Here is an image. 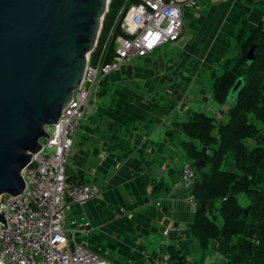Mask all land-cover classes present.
<instances>
[{
	"label": "crops",
	"instance_id": "obj_1",
	"mask_svg": "<svg viewBox=\"0 0 264 264\" xmlns=\"http://www.w3.org/2000/svg\"><path fill=\"white\" fill-rule=\"evenodd\" d=\"M186 15L197 21V26L203 25L201 33L197 30L198 39H186ZM245 17L253 26L264 22V0H198L186 7L181 38L160 45L147 56L134 57L130 64L109 74L99 101L85 115L66 169L69 181L82 177L100 193L73 204L66 225L75 229L78 242L112 264H159L170 246L188 252L187 264H225L215 249L216 242L203 249L189 230L194 209L182 176L185 167L191 168L188 162L181 166L186 154L183 142L188 140L182 123L194 111H206L203 109L211 102L218 118L224 109L228 111V104L215 100L213 92L208 94L204 78L217 62L236 52L238 27ZM203 18L208 19L203 22ZM157 62L169 69L155 72L151 66ZM201 62L210 70L203 66L201 71L192 69ZM175 64L181 68L172 69ZM150 78L156 79L154 85ZM160 82L170 84L167 100L158 94L162 86L156 87V83ZM122 208L126 213L117 215ZM82 215L89 225L84 224Z\"/></svg>",
	"mask_w": 264,
	"mask_h": 264
},
{
	"label": "built area",
	"instance_id": "obj_2",
	"mask_svg": "<svg viewBox=\"0 0 264 264\" xmlns=\"http://www.w3.org/2000/svg\"><path fill=\"white\" fill-rule=\"evenodd\" d=\"M196 4L197 0L124 3L98 60L92 63L90 53L80 86L59 120L51 126L52 130H48L49 138L42 140L41 150L32 153L33 168L22 169L23 192L0 197V212L7 221V228L0 222V264H112L78 242L74 228H67L66 217L72 205L98 197L100 189L82 178L69 181L66 162L85 115L99 101L106 77L130 64L134 57L147 56L162 44L177 42L183 34L184 9ZM117 27L123 33L114 38L113 48L108 50ZM106 57H109L107 61ZM182 176L191 191L199 174L187 166ZM189 201L195 210L192 193ZM117 213L122 215L126 211L122 208ZM81 219L89 225L85 215ZM75 224L73 220L71 225ZM169 262L170 254L165 253L159 264Z\"/></svg>",
	"mask_w": 264,
	"mask_h": 264
},
{
	"label": "trees",
	"instance_id": "obj_3",
	"mask_svg": "<svg viewBox=\"0 0 264 264\" xmlns=\"http://www.w3.org/2000/svg\"><path fill=\"white\" fill-rule=\"evenodd\" d=\"M126 1L110 0L97 46L91 52L92 63L98 60ZM122 33L117 27L112 39ZM236 39L243 55L232 67L224 66L221 75H214L213 86L214 99L224 104L237 78L244 76L236 104L229 109L230 120L220 123L206 111H194L182 123L188 158L197 167L200 160L207 163L199 167V178L191 190L196 207L189 230L203 249L216 242L215 249L226 259L225 264H264V131L249 116L253 113L264 122V22L253 26L243 18ZM252 43H258V49L255 60L248 64L246 53ZM112 48L113 41L108 44V50ZM129 74L132 76L131 71ZM228 154L233 156L236 171L222 168ZM169 253L173 263H188L187 251L170 246Z\"/></svg>",
	"mask_w": 264,
	"mask_h": 264
},
{
	"label": "water",
	"instance_id": "obj_4",
	"mask_svg": "<svg viewBox=\"0 0 264 264\" xmlns=\"http://www.w3.org/2000/svg\"><path fill=\"white\" fill-rule=\"evenodd\" d=\"M110 0H0V197L25 188L21 171L80 86ZM252 43L248 64L256 58ZM244 86L238 77L227 101ZM204 160L198 167H206ZM247 214V211H246ZM0 222L6 216L0 212Z\"/></svg>",
	"mask_w": 264,
	"mask_h": 264
},
{
	"label": "rangeland",
	"instance_id": "obj_5",
	"mask_svg": "<svg viewBox=\"0 0 264 264\" xmlns=\"http://www.w3.org/2000/svg\"><path fill=\"white\" fill-rule=\"evenodd\" d=\"M197 2H198V0H197ZM190 11V10H189ZM194 11V10H193ZM192 11V12H193ZM190 19V22L188 21ZM191 19L192 18H190V17H188L187 15H186V19H185V28H184V32H185V37H186V39H188L189 37H191V38H197L198 39V36H199V34L197 35V30H199L200 31V33L202 32V28H203V25H200V26H197L198 25V23H197V21H196V23H194V20H192L191 21ZM205 19H208V18H205ZM204 18L203 19H201V21H203V22H205L206 20H205ZM191 25L195 28L194 30H191ZM99 37H100V35H99ZM113 41V43H114V39H110L109 40V43L110 42H112ZM97 43H98V41H97ZM235 46L236 47H234V49H236V52H234L232 55H231V53L227 56V58L225 59V60H223L222 62H220V64H219V62H217V64H215V66H213V69H212V73L209 75V76H207L206 78H204V88L208 91V94H212V92H213V86H214V83H215V77H214V75L216 74V75H221L224 71H225V68L226 67H232V62H236V61H238L241 57H242V55H243V49H242V46H241V44L236 40L235 41ZM232 49H233V47H232ZM231 49V50H232ZM197 59H195V61H196ZM229 60H230V62H229ZM135 64V63H134ZM133 64V65H134ZM160 63L159 62H157V65H154V66H151V67H153L152 69L156 72V71H158V72H160V71H163V72H165V71H167L169 68H164V64H162V65H159ZM204 62L202 63H197V64H195L194 66H192V69L193 68H195V67H197V69H200V71H201V68H202V66L204 67V69L205 70H210V67H209V65L208 64H204ZM133 65H131V69H132V72H133ZM224 66H225V68H224ZM181 68V66L180 67H177V64H175V67H173L172 69H176V70H179ZM245 70H247V69H245ZM127 73L129 74L130 73V71L128 70L127 71ZM133 75V74H132ZM128 76H130V74L128 75ZM153 76V75H152ZM154 77V76H153ZM130 79H131V77H130ZM171 79V78H170ZM179 78H176V79H171V80H177V81H180V80H178ZM150 80V82H151V85H154L153 83H154V81L156 80V79H154V78H150L149 79ZM113 83V82H112ZM163 82H160V83H156V87L157 86H162V87H160V88H158V94H164L165 95V100H167V98H168V96L171 94V91L169 90V89H171V87H170V84L168 83V85H163L162 84ZM144 84V83H143ZM137 85H140V83H138ZM169 88V89H168ZM101 91H102V88H100V92H99V96H100V94H101ZM154 91V90H153ZM152 91V92H153ZM158 94H154V97H158ZM153 97L151 96V97H149L148 99H152ZM153 101H155V100H153ZM218 105H220L219 103H217ZM225 104H228L229 105V109L232 107V106H234L235 104H236V100H234L232 103H230V102H226ZM210 105H215V103L214 102H211L210 104H208L207 105V107H205V109H203V110H206L208 113H210L211 115H213V116H215V117H217L216 116V109H214V110H212L210 107ZM229 109H228V111L227 110H225L224 109V113H223V116H222V118H218L217 117V119H218V122H228L229 120H230V113H229ZM199 110H201V109H199ZM249 116H250V120H251V122H255L259 127H261V128H263V131H264V122L263 121H261V120H257L256 118H255V114H253V113H250L249 114ZM48 130H52V127L51 126H49L48 127ZM216 132V131H215ZM43 140V142L45 141L44 139H42ZM74 140H75V138H74ZM199 144V147L200 148H202V145L200 144V143H198ZM250 144L252 145V146H254L255 145V142L254 141H251L250 140ZM210 151H212V147H210ZM184 157V158H183ZM183 157L181 158L182 160H181V166L183 167L184 165H186L187 164V162L190 164V166H191V168H193L196 172H199L200 171V169H199V167H197L196 165H193L192 163V160L190 159V158H188V156L186 155V154H184L183 155ZM222 168L223 169H228V170H230V171H236L237 170V167H236V164H235V162H234V159H233V156L232 155H227V157H226V159H225V161H224V164H223V166H222ZM207 169L209 170L210 169V166H208L207 167ZM244 201V200H243ZM222 256V255H221ZM223 257V256H222ZM224 258V257H223ZM224 260H225V263H226V259L224 258Z\"/></svg>",
	"mask_w": 264,
	"mask_h": 264
}]
</instances>
